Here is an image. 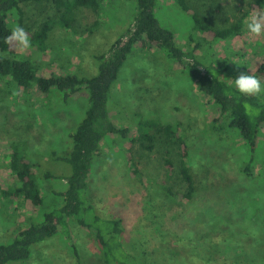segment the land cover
I'll list each match as a JSON object with an SVG mask.
<instances>
[{
  "label": "rangeland",
  "instance_id": "1",
  "mask_svg": "<svg viewBox=\"0 0 264 264\" xmlns=\"http://www.w3.org/2000/svg\"><path fill=\"white\" fill-rule=\"evenodd\" d=\"M253 1L212 0L205 4L218 9L223 18L216 19L219 26L225 25L226 17H240L248 12L240 36L203 45L195 52L202 63L211 64L215 70L223 69V78L233 86L240 72L257 76L256 67L264 63V35L253 38L246 28L247 18L257 12L250 9L249 4ZM20 7L31 28L54 13L49 3L22 4ZM136 13V0H100L97 12L80 8L69 29L60 30L55 26L45 54L35 48L25 52L15 49V53L32 63L37 77L91 78L97 74L95 57L107 53L110 46L125 35L133 25ZM155 13L160 23L173 32L175 43L182 49L190 45L191 35L195 40L200 39V35L192 31L190 17L179 10L175 0H160ZM8 25L11 29L15 27L12 19ZM258 78L264 86V76ZM108 95L107 112L116 127L135 132L132 121L135 117L154 118L164 124L180 123L196 186L205 187L190 203L167 204L161 218L162 230L167 233L161 237L153 221L145 218L146 193L133 185L134 179L124 157L125 143L111 138L101 144L87 181V194L97 209L92 214L122 218L125 239L137 246L146 262L157 260L162 241L177 251H182L185 244L203 243L200 248H216L213 243L218 240V231L209 230L207 224L213 215L230 217L235 210L243 208L251 218L260 207L247 203L256 198L262 200L264 207V129L259 136L254 161L245 172L243 168L250 156L243 140L226 129H211L217 114L210 99L200 94L180 66L171 63L158 49L150 48L147 52L134 49L119 70ZM260 95L264 96V92ZM87 103L88 91L84 87L64 101L62 93L55 89L43 94L36 87L21 89L9 78L0 77V188L6 190L14 185L5 157L9 145L16 142L32 164L33 177L43 202L39 208L28 200L9 203L0 197V244L11 241L30 223H40L44 213L62 205L59 193L66 187L62 178L70 174V168L61 159L71 151L70 135L83 119ZM246 109L251 114L248 104ZM153 155L154 162L144 171L150 181L160 182L162 167L159 156ZM46 174L48 178H45ZM261 212L264 213L263 209ZM200 214L205 215L198 217ZM137 216L142 220L135 221ZM252 229L258 230L254 225ZM66 232L34 246L29 259L7 264H75L72 244L81 257V264H100L83 228L69 222ZM256 241L255 247H243L241 253L235 251V245L222 246L220 249L226 254L224 260H212L208 264H240L233 258L260 264L264 260V238L259 236ZM182 256L188 260L193 258L187 256L185 250ZM166 262L182 264L173 259Z\"/></svg>",
  "mask_w": 264,
  "mask_h": 264
},
{
  "label": "trees",
  "instance_id": "2",
  "mask_svg": "<svg viewBox=\"0 0 264 264\" xmlns=\"http://www.w3.org/2000/svg\"><path fill=\"white\" fill-rule=\"evenodd\" d=\"M159 1L136 0L137 13L133 25L124 36L110 46L107 53L95 57L97 63L95 76L78 79L74 76L37 77L32 63L21 59L15 53V48L5 43L4 38L12 30L8 22L12 19L13 26L23 27L30 36L31 48L45 54L50 44L48 39L55 26H59L60 30L69 29L75 20V13L80 8L97 12L100 0H0V77L9 78L21 89L30 90L36 87L37 91L43 94L55 89L62 93L64 101L81 87L88 91L85 115L70 135L71 151L67 157L61 159L70 168V174L62 178L66 184L65 189L59 193L63 200L62 205L58 209L44 213L40 223H30L11 241L0 244V264L29 259L34 246L57 235H65L69 222L86 231L95 252L94 256L100 264H168L166 262L168 259L180 260L182 264H201V261L208 264L212 260L216 262L224 260L226 254L220 249L222 246L235 245V251L241 253L243 247H255L253 244L257 242L259 236L264 238V231L260 228V226L264 228V213L261 212L262 209L264 211V207L262 200L256 198L247 203L252 206L258 204L260 207V211L256 210L251 218L247 215V210L238 208L230 217L213 215L212 220L207 221L209 230L218 231V242L213 243L216 248L214 246L200 248L203 243L198 242L199 244L195 246L185 244L186 246L181 247L182 251H177V248L174 249L162 241L157 260L146 262L142 259L137 246L125 239L122 218L118 216L107 218L102 215L103 218L92 214V211L97 209L87 194V181L92 175L101 144L111 138L125 143L124 157L129 174L134 179L133 185L146 193L148 207H144L145 218L151 223L153 221L161 237L167 233L162 230L164 228L161 220L167 204L190 203L199 190H205V187L196 186L194 174L188 163L189 152L182 138L180 123L164 124L154 118L135 117L132 120L135 127L133 132L130 128L116 127L109 119L107 104L110 87L134 49L142 52H147L150 48L158 49L171 63L180 66L181 71L185 72L196 85L197 91L211 101L217 114L211 123V129L213 131L226 129L243 140L250 156L246 167L243 168L245 172L254 161L259 136L264 129V96L259 95L257 98L241 95L235 86L223 78V69L215 70L211 64L202 63L195 53L203 45L228 41L240 36L248 12H244L240 17H226L225 25L219 26L216 19L223 18L218 9L205 5L212 0H175L179 10L190 17L193 33L200 35L198 40L191 35L190 45L182 49L175 43L173 32L164 27L156 17L155 11ZM41 2L51 4L54 13L51 18H46L31 28L25 22L20 5ZM249 6L250 9L263 12L264 0H254ZM255 73L258 77L264 76V63L256 67ZM246 104L249 105L251 114L247 112ZM20 146L16 142L9 145V153L5 158L14 185L6 190L0 188V197L9 203L28 200L33 206L41 208L42 197L33 177L32 164ZM154 153L159 156L158 162L163 171L160 182H156L155 179L150 181L144 171L148 164L154 162ZM46 175L45 178H48L49 175ZM204 215L200 214L198 217ZM140 219L141 216H137L136 220L134 218L135 221ZM253 225L258 228L256 232L252 229ZM71 248L74 263L81 264L76 247L72 244ZM184 250L187 256L193 258L190 260L183 258ZM233 259L240 264H254L253 260ZM260 264H264V260Z\"/></svg>",
  "mask_w": 264,
  "mask_h": 264
},
{
  "label": "clouds",
  "instance_id": "3",
  "mask_svg": "<svg viewBox=\"0 0 264 264\" xmlns=\"http://www.w3.org/2000/svg\"><path fill=\"white\" fill-rule=\"evenodd\" d=\"M246 28L253 38L264 35V12H256L250 15L246 20ZM4 40L6 44L20 52H25L31 48L29 34L19 25L15 26ZM4 55L6 58V54ZM234 86L241 95L246 97L258 96L264 92L261 80L253 73L240 72L234 79Z\"/></svg>",
  "mask_w": 264,
  "mask_h": 264
}]
</instances>
